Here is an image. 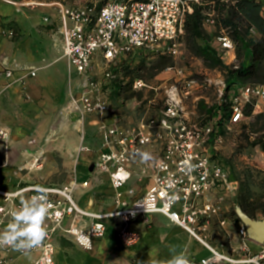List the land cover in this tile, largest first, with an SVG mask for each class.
Returning a JSON list of instances; mask_svg holds the SVG:
<instances>
[{
    "label": "built area",
    "instance_id": "1",
    "mask_svg": "<svg viewBox=\"0 0 264 264\" xmlns=\"http://www.w3.org/2000/svg\"><path fill=\"white\" fill-rule=\"evenodd\" d=\"M12 2L18 11L38 7L58 11L62 20L63 57L78 78L77 90L69 94L62 112L67 117L76 116L82 126L87 118H99L103 144L91 171L108 175L116 206L112 212L104 214L81 208L75 191L78 186L88 187L89 182L78 185L73 176L65 184L43 186L49 190V212L44 224L46 239L40 247L24 252L0 247V264H9L11 255L33 252L38 254L34 264H56L54 238L59 231L80 248L91 251L94 241L104 237L107 219L117 220L120 242L131 248L140 242L141 234L131 230L130 223L141 218L149 225L150 216L154 214L167 217L210 252V257L200 264H264V244H259L258 252L251 251L249 242L252 240L241 220L237 228L239 245L230 244L231 254L210 242L213 224L218 223L224 230L230 222L229 202L238 191V183L231 178L230 168L217 151L222 141L217 123L220 114L207 122H193L175 88L155 117L124 126L116 117L111 100L112 83L116 78L114 69L136 52L157 56L180 53L186 15L192 13L193 4H200L202 0H108L103 4L95 1L75 7L56 1ZM44 20L49 22V18ZM204 26H214V21L208 18ZM2 34L8 38L16 35L13 30H3ZM215 48L219 56L234 53L235 43L221 30L215 38ZM3 70L7 78H13L12 69ZM168 72L183 77L180 69L169 67ZM27 75L35 77L36 71L30 70ZM145 86L142 80L134 82L135 89ZM230 101L232 113L228 126L244 120L247 105L264 101V85L238 86L231 92ZM7 139V132L0 128V140ZM137 149L150 153L153 161H142ZM79 150L89 151V148L82 145ZM37 160L35 163L39 162ZM40 167L37 165L38 169ZM131 182L136 187H129ZM36 186L41 185L6 190L0 184V231L12 219L11 213L19 207L20 200L36 194ZM124 193L132 200L126 199ZM67 217H72L73 221L64 227ZM84 218L94 221L85 227ZM236 253L240 255H233Z\"/></svg>",
    "mask_w": 264,
    "mask_h": 264
},
{
    "label": "crops",
    "instance_id": "2",
    "mask_svg": "<svg viewBox=\"0 0 264 264\" xmlns=\"http://www.w3.org/2000/svg\"><path fill=\"white\" fill-rule=\"evenodd\" d=\"M12 1L0 0V128L7 132L8 138L11 134L7 148L0 142V184L6 190L30 185H62L71 178L63 183H47L22 173L17 174L16 171L30 161L47 131L50 130L51 137L60 134L70 139L75 137L67 122L74 120L79 125L77 117H67L61 110L69 94L77 90L78 78L63 57L62 20L58 11L46 7L18 11ZM45 18H49V22H45ZM3 30L15 31V37L10 38L13 41L2 34ZM6 67L13 70V78L4 75L3 69ZM29 70H35L36 76H28ZM85 123L96 126L100 133V148L92 166L98 159L103 137L98 126L99 118H87ZM31 141L36 143L30 144ZM69 149L66 150L67 157H71L79 148L75 144L73 150ZM69 164V161L64 163ZM76 181L78 185L89 182L88 187L78 186L75 191V199L81 208L96 214L115 209V194L107 174L90 170ZM130 186L136 187V184L131 182ZM124 196L132 200L126 193ZM72 221V217H67L64 227L70 226ZM92 221V218H84V226H89ZM105 222V235L94 241L91 251L80 248L72 238L59 231L54 238L56 264H70L71 253L77 254L79 264H167L172 256L180 253L200 264L201 260L210 257V252L198 240L161 214L151 215L149 225L143 223L141 218L130 223L129 228L141 234L140 242L131 248L124 247L120 242L117 220L107 219ZM239 223L230 217L223 230L215 222L211 244L231 254L230 244L233 247L239 245ZM249 247L254 253L261 249V245L253 241ZM233 255L239 256L240 253ZM37 256L36 252L23 256L11 255L9 264H34Z\"/></svg>",
    "mask_w": 264,
    "mask_h": 264
},
{
    "label": "rangeland",
    "instance_id": "3",
    "mask_svg": "<svg viewBox=\"0 0 264 264\" xmlns=\"http://www.w3.org/2000/svg\"><path fill=\"white\" fill-rule=\"evenodd\" d=\"M36 1H56L75 7L95 1L98 4H103L108 0ZM259 1L264 6V0ZM262 14L264 15V7ZM205 28L208 33H215L213 26H205ZM246 38L250 43H254L258 40L259 35L255 30H251L246 35ZM9 40L12 39L9 38ZM211 44L215 45L214 37ZM160 57L149 54L134 56L129 61V71H122L119 74L118 77L121 79L125 78L126 83L132 76L131 70L136 68L141 61L145 60L146 62L145 68L141 71L142 81L146 86L141 89L133 87L135 92L141 93V98L136 95V97L129 99L119 98L114 102L115 115L120 120V124L129 126L138 123L142 119L155 117L165 107L167 95L175 88L178 90L188 118L193 122H202L207 117L206 110L218 106L226 94L225 72L211 67L207 61L189 52L185 37L183 38V47H181L180 53L176 56H166L170 60L169 64L164 67L160 66ZM219 58L227 65L239 66L236 45L234 53L222 54ZM169 67L182 70L183 77L168 72ZM201 104L204 105L203 108L205 110L201 109ZM259 114H264V101L254 102L252 117H245L242 122L235 125H226L222 131V141L217 145V151L220 157L226 161L232 177L238 183V187L239 181L247 177L250 170L255 175V179L259 180L264 177V152L259 146L253 145L255 138L262 137L264 134V120L256 119ZM67 124H70L69 127L72 131V136L75 135L74 138L70 139L66 135L63 136L61 134L51 137L50 130L47 131L38 150L35 151L37 153L34 152L32 157H30V161L18 168L16 173H22V175L32 179H41L47 183H63L70 179L71 176L77 180L78 177L87 175L92 168L91 163L100 148V133L94 125V127H91L85 123L82 126L76 124L74 120L67 122ZM49 135L50 138L48 137L46 140ZM0 142L7 148L11 142V134L9 133V138L6 141ZM35 143V141H31L30 144ZM75 144H77L79 149L82 145L87 146L89 151L77 150L72 153L71 157H67L66 150L69 148V150H73ZM36 159H39V162L35 164L36 166L34 165L35 167L33 166L34 168L32 169L28 168L27 165L35 163ZM151 159L153 161L154 158L152 157ZM66 161H69L70 164L64 165ZM39 164L41 167L38 169L37 165ZM22 168H25V170L21 171L20 169ZM253 190L257 193L262 192L256 184H253ZM237 208L238 206L234 199L230 205V216H232L233 212H236ZM263 219L264 217L258 215L259 221ZM251 243L252 241L249 242V244ZM69 261L70 264H79L77 254L71 253Z\"/></svg>",
    "mask_w": 264,
    "mask_h": 264
},
{
    "label": "trees",
    "instance_id": "4",
    "mask_svg": "<svg viewBox=\"0 0 264 264\" xmlns=\"http://www.w3.org/2000/svg\"><path fill=\"white\" fill-rule=\"evenodd\" d=\"M263 7V3L259 0H202L200 4H193L192 13L186 15L184 37L189 52L207 61L211 67L225 72L226 94L218 106L206 110L207 117L202 121L207 122L219 117L220 114V119L217 122L220 135H222L224 127L228 124L232 113L231 92L238 86L264 85ZM208 18L214 21V34L208 33L204 26V22ZM221 30H225L236 45L237 59L239 60L238 67L225 64L219 58L215 45L211 44L213 37L216 38ZM251 30H255L259 35L258 40L254 43H250L246 38ZM144 55H147V53L138 51L131 58ZM131 58L123 61L119 67L114 69L116 78L112 83L113 90L111 92L113 105L119 98L129 99L136 97V95L141 98V93L135 92L133 87L136 80L143 79L141 71L145 68V60L131 70L132 76L128 82L125 83V78L118 77L122 71H129ZM160 59V66L164 67L169 64L170 60L166 56H161ZM203 106L201 104V109H204ZM244 115L245 117L253 116V105L249 104L245 107ZM256 119L264 120V114L257 115ZM253 145L259 146L264 152V134L262 137L255 138ZM231 178L234 180L232 175ZM253 184L258 185L262 192H255ZM235 202L249 218L258 220V215L264 217V177L257 180L253 172L248 171V176L239 181ZM231 217L240 221L236 212H233Z\"/></svg>",
    "mask_w": 264,
    "mask_h": 264
},
{
    "label": "clouds",
    "instance_id": "5",
    "mask_svg": "<svg viewBox=\"0 0 264 264\" xmlns=\"http://www.w3.org/2000/svg\"><path fill=\"white\" fill-rule=\"evenodd\" d=\"M142 161L151 159L150 153L137 149ZM49 190L36 186V194L21 199L19 207L11 213L12 219L3 231H0V247H11L15 251L24 252L42 245L47 237L44 226L49 212ZM167 264H190L183 253L172 256Z\"/></svg>",
    "mask_w": 264,
    "mask_h": 264
},
{
    "label": "water",
    "instance_id": "6",
    "mask_svg": "<svg viewBox=\"0 0 264 264\" xmlns=\"http://www.w3.org/2000/svg\"><path fill=\"white\" fill-rule=\"evenodd\" d=\"M93 168H91L92 170ZM236 213L239 219L245 224L248 230L249 237L252 241L258 244H264V219L253 220L244 214L238 207Z\"/></svg>",
    "mask_w": 264,
    "mask_h": 264
},
{
    "label": "bare ground",
    "instance_id": "7",
    "mask_svg": "<svg viewBox=\"0 0 264 264\" xmlns=\"http://www.w3.org/2000/svg\"><path fill=\"white\" fill-rule=\"evenodd\" d=\"M78 150H79V149H78ZM38 155H39V154H38ZM40 156H41V155H40ZM35 161H38V160L36 159ZM35 164H36V163H33V164L30 163V164H28V165L32 167V166H34Z\"/></svg>",
    "mask_w": 264,
    "mask_h": 264
}]
</instances>
